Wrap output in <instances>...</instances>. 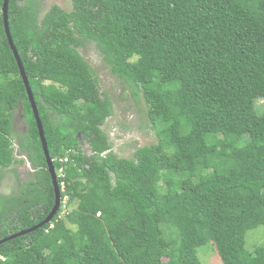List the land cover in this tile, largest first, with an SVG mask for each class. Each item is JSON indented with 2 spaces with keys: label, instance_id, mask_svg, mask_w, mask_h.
<instances>
[{
  "label": "trees",
  "instance_id": "16d2710c",
  "mask_svg": "<svg viewBox=\"0 0 264 264\" xmlns=\"http://www.w3.org/2000/svg\"><path fill=\"white\" fill-rule=\"evenodd\" d=\"M2 3L0 179L22 161L17 108L35 174L0 193V239L54 204ZM7 21L61 201L50 222L0 244V264H201L210 243L220 264H264L263 244L245 249L246 233L264 226V0H71L41 16L38 0H8ZM86 43L146 106L156 139L133 157L115 154L102 129L112 101L78 51Z\"/></svg>",
  "mask_w": 264,
  "mask_h": 264
},
{
  "label": "rangeland",
  "instance_id": "374dc122",
  "mask_svg": "<svg viewBox=\"0 0 264 264\" xmlns=\"http://www.w3.org/2000/svg\"><path fill=\"white\" fill-rule=\"evenodd\" d=\"M39 15L41 16L52 5L56 4L66 10L71 8V0H38ZM82 57L91 65L96 76L101 93L106 94L112 101V114L106 118L102 129L109 137L111 150L120 157H133L137 147L153 143L156 139L150 120L146 114V106L138 97L136 101L129 95L123 85L114 77L110 68L103 61L98 48L93 43H86L78 48ZM258 113L264 110V99L256 101ZM26 131V124L20 109L13 112V147L14 156L21 162H15L9 168L2 170L0 193L9 194L20 184L32 179L35 168L28 161L25 150L19 147L20 132ZM82 149L89 153L86 143ZM65 202V200L63 201ZM258 244L264 245V226L249 230L245 237V249L252 251ZM198 248L197 255L201 264H220L215 247L210 243Z\"/></svg>",
  "mask_w": 264,
  "mask_h": 264
},
{
  "label": "water",
  "instance_id": "95a60500",
  "mask_svg": "<svg viewBox=\"0 0 264 264\" xmlns=\"http://www.w3.org/2000/svg\"><path fill=\"white\" fill-rule=\"evenodd\" d=\"M7 8H8V0H3L2 6H1V13H2V20H3L4 29H5V34H6L9 46H10V48H11V50L13 52V55H14V57L16 59V62H17V65H18V69H19V73H20L21 78H22V80L24 82V87H25V90H26V93H27V96H28V99H29V102H30V105H31V108H32V111H33V114H34V118H35V121H36V125H37V129H38V134H39L41 146H42L43 153H44V156H45V161H46V164H47V169L49 171V174H50V177H51V181H52V185H53L54 204H53V207L51 208L50 212L47 214V216L43 220H41L39 223H37L36 225H34V226L30 227V228L18 231L16 233H13L12 235H9V236H6V237L0 239V244L3 243L6 240H9L10 238H14V237L26 234V233H28L30 231H33V230L43 226L44 224L50 222L51 219L53 218V216L55 215V213L57 212V210L59 208V205H60V201H61L60 200L61 199V193H60V189H59V186H58L57 180H56L55 168H54V165L52 163V158L50 157L48 149H47V144H46V140H45V136H44L42 123H41V120L39 118L38 111H37V108H36V105H35V102H34V99H33V94H32V91H31V87L29 85L28 77L25 74L22 61H21V59L19 57V54L17 52V49H16L14 43H13L9 28H8Z\"/></svg>",
  "mask_w": 264,
  "mask_h": 264
},
{
  "label": "built area",
  "instance_id": "2783aa9c",
  "mask_svg": "<svg viewBox=\"0 0 264 264\" xmlns=\"http://www.w3.org/2000/svg\"><path fill=\"white\" fill-rule=\"evenodd\" d=\"M61 160H64V161H66V158H64V159H61ZM62 170H63V167H60V168H59V173H62Z\"/></svg>",
  "mask_w": 264,
  "mask_h": 264
},
{
  "label": "clouds",
  "instance_id": "9594fccd",
  "mask_svg": "<svg viewBox=\"0 0 264 264\" xmlns=\"http://www.w3.org/2000/svg\"><path fill=\"white\" fill-rule=\"evenodd\" d=\"M22 230H24V229H22ZM19 231H21V230H19ZM16 233V232H15Z\"/></svg>",
  "mask_w": 264,
  "mask_h": 264
}]
</instances>
